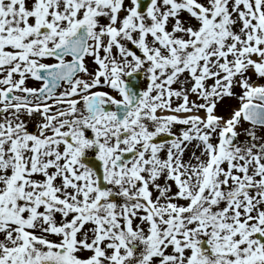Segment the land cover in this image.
Instances as JSON below:
<instances>
[{
  "label": "snow or ice",
  "instance_id": "6c2138e0",
  "mask_svg": "<svg viewBox=\"0 0 264 264\" xmlns=\"http://www.w3.org/2000/svg\"><path fill=\"white\" fill-rule=\"evenodd\" d=\"M0 264H264V0H0Z\"/></svg>",
  "mask_w": 264,
  "mask_h": 264
},
{
  "label": "rangeland",
  "instance_id": "374dc122",
  "mask_svg": "<svg viewBox=\"0 0 264 264\" xmlns=\"http://www.w3.org/2000/svg\"><path fill=\"white\" fill-rule=\"evenodd\" d=\"M236 106V102L235 101H225L224 106L221 108V114H225L227 115L228 112H230L232 107ZM245 127H247V125H245ZM244 137L241 136V140H243Z\"/></svg>",
  "mask_w": 264,
  "mask_h": 264
},
{
  "label": "flooded vegetation",
  "instance_id": "af4514ba",
  "mask_svg": "<svg viewBox=\"0 0 264 264\" xmlns=\"http://www.w3.org/2000/svg\"><path fill=\"white\" fill-rule=\"evenodd\" d=\"M141 86L143 87V84H141Z\"/></svg>",
  "mask_w": 264,
  "mask_h": 264
}]
</instances>
